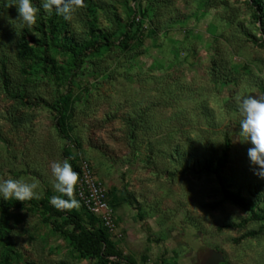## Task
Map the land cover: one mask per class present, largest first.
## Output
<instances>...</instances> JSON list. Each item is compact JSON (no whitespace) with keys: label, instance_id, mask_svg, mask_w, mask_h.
Segmentation results:
<instances>
[{"label":"rangeland","instance_id":"374dc122","mask_svg":"<svg viewBox=\"0 0 264 264\" xmlns=\"http://www.w3.org/2000/svg\"><path fill=\"white\" fill-rule=\"evenodd\" d=\"M5 2L0 67L9 93L0 80V180L34 182L33 199L49 202L58 195L51 164L67 159L78 169L86 161L109 193L116 235L91 223L79 203L69 209L105 229L123 261L203 264L217 252L221 264H264L263 223L222 196L223 188L237 192L264 215V180L249 168L252 145L238 136L236 97L264 96V33L249 1L84 0L66 28L79 35L102 30L115 45L58 84L21 53L23 41L31 46L41 35L35 24L23 38L14 0ZM132 9L136 34L126 26ZM39 14L47 15L42 8ZM126 31L127 46H117ZM50 57L64 67L65 57ZM17 93L21 100L12 97ZM64 95L71 99L68 140L55 125L54 106ZM0 264L96 260L24 206L0 234Z\"/></svg>","mask_w":264,"mask_h":264},{"label":"trees","instance_id":"16d2710c","mask_svg":"<svg viewBox=\"0 0 264 264\" xmlns=\"http://www.w3.org/2000/svg\"><path fill=\"white\" fill-rule=\"evenodd\" d=\"M134 1L136 3V0H133V2ZM248 1L252 8L258 13L261 31L264 33V0ZM7 6L8 4L5 0H0V14H5ZM136 15V11L132 9L129 21L126 23L127 27H135L134 34L139 31ZM66 27L67 22L63 17L57 16L55 13L52 15L38 14L35 28L41 35V39L31 46L25 41L19 45V49L24 57L33 65L41 64L40 69L42 73L53 79L57 84L61 80L69 81L71 75L75 74L81 68L88 56L100 53L111 45H115V42L111 41L110 34L102 30L88 29L87 32H83L79 35L73 33ZM23 32V38L28 37L27 30L24 29ZM126 33L127 31L122 34V38L116 41L117 46H127L129 38L125 36ZM50 53L65 57L66 61L64 67L56 66L53 62V58L50 57ZM0 80L3 90L8 94L9 77L4 64H1L0 67ZM12 97L18 98L19 100L23 98L19 93L12 95ZM70 107L71 99L69 95L61 96L54 106L56 111L55 125L58 129V133L65 140L69 139L66 115ZM225 165L226 150L223 156L217 160L214 171L217 173L221 172ZM73 170L79 176V168H73ZM222 196L225 201L247 212L251 220L262 222L264 225V215L258 212L254 202L241 197L237 192H232L228 188L222 189ZM108 202L112 208L109 193ZM78 203L84 209L79 201ZM24 206L34 210L43 223L49 224L54 231L59 232L63 237L68 239L83 258L95 259L96 264H134L130 261H123L121 259L120 253H118L108 241V231L106 232L104 229V232L103 230L94 228L91 223L100 224V221L85 209L84 210L90 216L89 221L91 223L89 225L85 224L82 218L69 208L58 209L48 201H37L35 199L25 200L23 202L15 200L9 202L0 201V234L8 222L11 212ZM110 258H112V260H110Z\"/></svg>","mask_w":264,"mask_h":264},{"label":"clouds","instance_id":"9594fccd","mask_svg":"<svg viewBox=\"0 0 264 264\" xmlns=\"http://www.w3.org/2000/svg\"><path fill=\"white\" fill-rule=\"evenodd\" d=\"M18 11L19 29L33 27L38 20L42 8L47 15L53 12L70 21L78 8L83 7L84 0H42L40 8L33 4V0H14L12 4ZM237 109L241 116L238 136L240 142L250 143L247 150L249 168L259 179L264 180V96L238 95ZM54 177L52 187L58 195L49 198V202L58 209L78 207L74 198V188L78 182V174L73 170L67 159L51 164ZM36 183L26 182L22 178L0 180V199L3 201L31 200L38 196ZM68 199H64V197Z\"/></svg>","mask_w":264,"mask_h":264},{"label":"built area","instance_id":"2783aa9c","mask_svg":"<svg viewBox=\"0 0 264 264\" xmlns=\"http://www.w3.org/2000/svg\"><path fill=\"white\" fill-rule=\"evenodd\" d=\"M75 197L84 209L97 218L109 233L116 235L114 214L108 202V192L95 177L91 166L86 161H81L79 164Z\"/></svg>","mask_w":264,"mask_h":264},{"label":"water","instance_id":"95a60500","mask_svg":"<svg viewBox=\"0 0 264 264\" xmlns=\"http://www.w3.org/2000/svg\"><path fill=\"white\" fill-rule=\"evenodd\" d=\"M223 262L222 257L217 252H211L209 257L203 262V264H221Z\"/></svg>","mask_w":264,"mask_h":264}]
</instances>
